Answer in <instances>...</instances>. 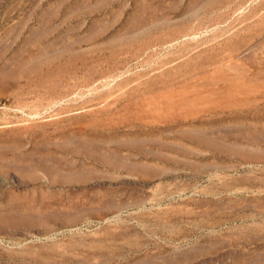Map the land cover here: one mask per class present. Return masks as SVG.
Listing matches in <instances>:
<instances>
[{"label": "rangeland", "instance_id": "1", "mask_svg": "<svg viewBox=\"0 0 264 264\" xmlns=\"http://www.w3.org/2000/svg\"><path fill=\"white\" fill-rule=\"evenodd\" d=\"M0 264H264V0H0Z\"/></svg>", "mask_w": 264, "mask_h": 264}, {"label": "bare ground", "instance_id": "2", "mask_svg": "<svg viewBox=\"0 0 264 264\" xmlns=\"http://www.w3.org/2000/svg\"><path fill=\"white\" fill-rule=\"evenodd\" d=\"M18 170H20V169H18ZM20 172V171H19ZM25 173V172H24ZM28 176V175H27Z\"/></svg>", "mask_w": 264, "mask_h": 264}]
</instances>
